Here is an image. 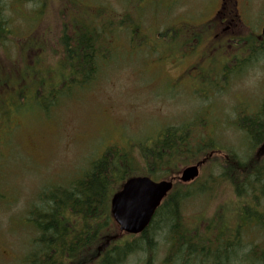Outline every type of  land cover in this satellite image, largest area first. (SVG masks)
Here are the masks:
<instances>
[{"label": "rangeland", "instance_id": "1", "mask_svg": "<svg viewBox=\"0 0 264 264\" xmlns=\"http://www.w3.org/2000/svg\"><path fill=\"white\" fill-rule=\"evenodd\" d=\"M38 2L41 0H4L6 14L14 23L11 30L24 53L19 56L18 47L8 42L1 57L6 54L10 60L18 58L24 65L27 54L36 56L43 60L38 64L43 75L61 58V36L68 34L66 25L72 19L87 29L95 9L105 7L106 22L122 25L120 31L118 27L113 29L116 33L109 39L110 56L87 89L77 91L70 86V98L48 114L29 96L30 108L18 112L8 123L0 118V264L22 263L33 236L31 229H26L30 225L26 218L30 209L45 205L40 203L42 194L67 184L108 147H117L110 149L119 155L143 143L154 147L167 126L188 127L204 119L195 133H215L216 138L210 137L224 146L223 153L215 157L225 159L228 151L244 156L251 146L237 130V109L248 115L264 102V49L250 67L236 73L237 77L222 82L213 78L215 84L206 94V86L190 76L191 68L197 67L191 74L211 70V54L217 59L227 56L217 51V40L210 31L194 49L196 33H203L202 26L215 14L216 0H78L74 5L68 0H50L40 18L36 13ZM138 21V32L145 39L137 44L131 41L139 34L130 27L135 24V30ZM48 26L62 28L54 31ZM226 50L235 53V49ZM50 76L54 77L53 69ZM210 165L201 174L212 172ZM215 189V201L204 205L198 200L186 208V213L205 210L211 214L218 202L232 195L226 180L220 185L217 182ZM125 239L131 241L133 237L125 235ZM159 240L155 264L166 255L167 245ZM135 254L125 264H144Z\"/></svg>", "mask_w": 264, "mask_h": 264}, {"label": "trees", "instance_id": "2", "mask_svg": "<svg viewBox=\"0 0 264 264\" xmlns=\"http://www.w3.org/2000/svg\"><path fill=\"white\" fill-rule=\"evenodd\" d=\"M49 1L38 2L39 18ZM68 1L79 4L78 0ZM3 2L0 0V118L3 123L10 122L11 117L29 107V96L48 114L61 101L70 98V86L82 91L96 80L111 53L109 39L116 33L112 28L115 25L106 22L105 7L95 9L87 29L80 28L74 19L66 25L69 31L61 36V58L43 75L38 69L43 60L36 56L27 54L24 65L18 58L10 60L6 54L5 58L1 57L8 42L18 47L19 56L24 53ZM86 7L89 10V6ZM135 23L134 33L137 34L141 25L139 21ZM134 27L135 24L130 28ZM197 36L196 43L201 40V36ZM248 40L249 35L245 41ZM253 44L250 40L249 46L235 49L230 60L226 57L220 62L210 58L211 70L206 71L207 77L201 81L206 86L204 94L214 83L208 76L216 65L226 73L236 74L256 56H261V50L254 49ZM194 46L196 49L197 45ZM231 66L237 67V71ZM52 69L54 77L50 76ZM6 90L7 94L8 90L13 93L6 95ZM262 103V107L248 115L237 109L238 118L234 121L237 130L245 137L248 147L251 146L244 156L228 151L225 159L216 155L209 157L221 152L224 146L210 137H215V133H195L204 125L203 119L188 127L167 126L160 132L161 139L159 135L155 140L154 147L143 143L121 155L109 148L100 158L92 159L88 168L80 169L67 184L44 192L40 200L45 204L43 207L29 210L25 218L30 225L26 229L28 232L31 229L33 236L20 264H125L134 253L142 257L144 264H155L159 239L167 245L160 264H264V156L253 152L264 143ZM202 159L206 160L205 166L211 164L212 172L201 174L189 184L178 181L181 167ZM134 175L177 180L150 225L127 241L117 233L110 201L124 181ZM222 180L227 181L231 190L228 200L218 202L211 214L205 210L186 213V208L198 200L204 205L215 201L216 184H222Z\"/></svg>", "mask_w": 264, "mask_h": 264}, {"label": "water", "instance_id": "3", "mask_svg": "<svg viewBox=\"0 0 264 264\" xmlns=\"http://www.w3.org/2000/svg\"><path fill=\"white\" fill-rule=\"evenodd\" d=\"M199 174L200 163L190 165L182 170L179 180L188 183ZM173 186V180L155 181L149 176L129 178L111 199L112 216L120 230L130 234L144 232Z\"/></svg>", "mask_w": 264, "mask_h": 264}, {"label": "flooded vegetation", "instance_id": "4", "mask_svg": "<svg viewBox=\"0 0 264 264\" xmlns=\"http://www.w3.org/2000/svg\"><path fill=\"white\" fill-rule=\"evenodd\" d=\"M217 7L213 17L206 22L213 38H216L220 53L227 55L231 59L229 49H238L249 46V41L253 40L252 47L256 50L264 49V36L262 29L264 26V0H216ZM62 27H48L50 30H60ZM249 35V40L245 41ZM228 46V47H227ZM216 47V46H215ZM229 63V62H228ZM232 69L237 71V67ZM233 73L223 71L222 75H216L225 79L232 77ZM213 76V75H211ZM218 81L217 79H215Z\"/></svg>", "mask_w": 264, "mask_h": 264}]
</instances>
